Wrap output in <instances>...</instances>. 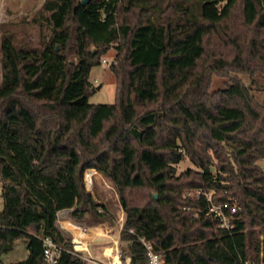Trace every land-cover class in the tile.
<instances>
[{
	"label": "trees",
	"instance_id": "16d2710c",
	"mask_svg": "<svg viewBox=\"0 0 264 264\" xmlns=\"http://www.w3.org/2000/svg\"><path fill=\"white\" fill-rule=\"evenodd\" d=\"M32 22L48 29L37 44L0 37V264H47L45 239L56 264H88L57 223L62 209L113 221L87 169L113 185L129 264L148 262L140 239L161 264H264V84L238 77L264 79V0H44ZM211 37L232 55L208 57ZM111 47L114 102L90 104V70ZM209 193L236 207L229 229ZM19 241L25 258L4 263Z\"/></svg>",
	"mask_w": 264,
	"mask_h": 264
},
{
	"label": "rangeland",
	"instance_id": "374dc122",
	"mask_svg": "<svg viewBox=\"0 0 264 264\" xmlns=\"http://www.w3.org/2000/svg\"><path fill=\"white\" fill-rule=\"evenodd\" d=\"M43 2L44 0H0V37L3 31H7L13 34L16 39H29L34 44L38 43L40 37H46L48 35V29L46 27H40L32 22L33 17L37 14ZM207 48L208 57L217 56L219 53L227 57L232 55L230 49L225 48L212 37L210 38ZM115 59L116 50L114 47H111L100 58V64L92 67L90 70L89 81L91 85L96 88L95 93L88 99L90 104H112L114 102L116 78L110 71V65L114 64ZM102 60L106 61V64H102ZM238 77L242 80L244 85H249L253 81L258 82L260 85L264 84V79L260 76L255 75L250 78L246 75H238ZM225 80L226 79L218 77L217 75H212L211 87L213 89L222 87L224 86ZM255 97L258 99L259 103L264 106V94L255 92ZM257 164L264 170V159L258 161ZM188 167L193 166L187 160L183 161L177 166V172L184 171ZM83 184L85 190L92 194L93 200L96 203L105 205L112 215L113 221H100L97 223L74 222L66 216V212L69 209H62L57 213L59 216V225L65 226L64 222L69 220L79 224L87 232L90 230L89 237H81L80 239L85 243V246H87V251L89 253L87 254V252H85L86 255H91L93 258L108 264L110 259L103 256V249L112 247L113 242L118 241L119 230L124 221V213L121 210L112 183L101 174L94 170H85L83 172ZM183 195L187 198H194L196 196V191L187 190ZM2 205L3 202L0 195V210L2 209ZM109 227L111 231H113V234L108 232ZM67 234L71 236V240L74 239V233L70 234L67 232ZM25 256L26 251L19 241L11 252L1 256V260L4 263H10L22 260Z\"/></svg>",
	"mask_w": 264,
	"mask_h": 264
},
{
	"label": "built area",
	"instance_id": "2783aa9c",
	"mask_svg": "<svg viewBox=\"0 0 264 264\" xmlns=\"http://www.w3.org/2000/svg\"><path fill=\"white\" fill-rule=\"evenodd\" d=\"M101 62L102 64H106V61L104 60H102ZM197 194H199V192ZM204 196L206 198V201L209 202L211 205L209 211L219 218L220 221L219 227L223 229H229L230 218L224 214L223 210L230 208V213L232 214L236 211V207L234 205L230 207L228 203H224V204L219 203L217 205H213L211 204V193L204 194ZM140 241L146 251V256L148 259L147 264H161V258L157 253L153 251L152 245L143 239H140ZM71 243H72V253L77 257H79L82 261L88 264H105L104 262L93 258L91 255H86L85 252H87V254L89 253L87 251V246L81 249L79 246H77L74 239L71 240ZM117 246H118V241H114L112 249L111 248L109 249L110 251L109 255H105L106 258L110 259V261H108V264H112L114 262V257H116L117 264H129L130 259L128 257L121 259ZM43 247H44L43 250L44 261L47 264H56L62 249L56 246L49 239L43 240Z\"/></svg>",
	"mask_w": 264,
	"mask_h": 264
},
{
	"label": "bare ground",
	"instance_id": "6f19581e",
	"mask_svg": "<svg viewBox=\"0 0 264 264\" xmlns=\"http://www.w3.org/2000/svg\"><path fill=\"white\" fill-rule=\"evenodd\" d=\"M72 221V220H71ZM69 220L65 221V225H67L68 228L72 230V232L75 234L74 240L77 246H79L81 249L85 248V243L81 241V237H89L90 230L87 232L85 229H83L79 224L71 222ZM106 254L109 255V250H106ZM112 264H117L116 257H114V262Z\"/></svg>",
	"mask_w": 264,
	"mask_h": 264
},
{
	"label": "crops",
	"instance_id": "0c3cea01",
	"mask_svg": "<svg viewBox=\"0 0 264 264\" xmlns=\"http://www.w3.org/2000/svg\"><path fill=\"white\" fill-rule=\"evenodd\" d=\"M58 215V214H57ZM71 220V219H70ZM75 222V221H74ZM57 223H58V225H59V216H58V220H57ZM59 227L61 228V229H63V231L64 232H68V233H70V234H73V232H72V230L70 229V228H68L67 227V225H65V226H61V225H59ZM111 231V229H110V227H109V229H108V232H110ZM113 247V246H112ZM112 247H110L111 249H112ZM109 247L108 248H105V249H103V256L105 257V255H106V250H109L110 249Z\"/></svg>",
	"mask_w": 264,
	"mask_h": 264
},
{
	"label": "water",
	"instance_id": "95a60500",
	"mask_svg": "<svg viewBox=\"0 0 264 264\" xmlns=\"http://www.w3.org/2000/svg\"><path fill=\"white\" fill-rule=\"evenodd\" d=\"M88 0H83V3H86ZM57 50V48H56ZM111 234H113V231H110Z\"/></svg>",
	"mask_w": 264,
	"mask_h": 264
}]
</instances>
